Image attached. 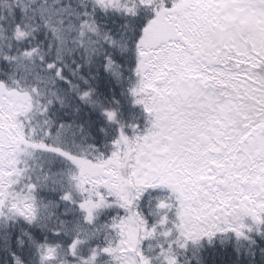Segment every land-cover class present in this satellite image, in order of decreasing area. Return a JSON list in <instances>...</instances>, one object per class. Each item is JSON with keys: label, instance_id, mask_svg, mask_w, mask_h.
I'll list each match as a JSON object with an SVG mask.
<instances>
[{"label": "snow or ice", "instance_id": "snow-or-ice-1", "mask_svg": "<svg viewBox=\"0 0 264 264\" xmlns=\"http://www.w3.org/2000/svg\"><path fill=\"white\" fill-rule=\"evenodd\" d=\"M0 264H264V0H0Z\"/></svg>", "mask_w": 264, "mask_h": 264}]
</instances>
